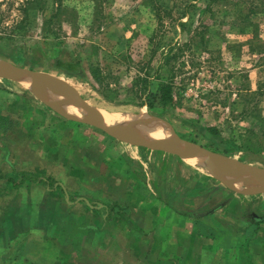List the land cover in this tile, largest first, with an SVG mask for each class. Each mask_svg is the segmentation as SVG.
<instances>
[{"label": "rangeland", "instance_id": "obj_1", "mask_svg": "<svg viewBox=\"0 0 264 264\" xmlns=\"http://www.w3.org/2000/svg\"><path fill=\"white\" fill-rule=\"evenodd\" d=\"M60 1L63 12L53 15ZM56 55L81 58V74L55 69ZM0 61L56 76L88 104L109 112H137L149 91L172 76L174 107L154 113L171 122L179 138L264 168V0H0ZM91 67L100 70L102 84L95 81ZM3 81L0 78V85ZM209 82L212 88L205 89ZM25 89L31 92L29 86ZM16 96L20 100L12 117L0 116V234L7 236L9 229L21 234L22 240L12 242L10 248L0 241V264H125L126 259L136 264L131 240H125L128 255H119V241H112L97 251L101 255L91 258L89 246L79 247L77 239L72 240L83 222L66 228L71 214L70 210L63 214L62 203L66 198L79 199L77 193L66 194V188L87 187L95 174L108 173L105 162L91 161L92 157L120 149L129 158L141 151L148 158L154 151L120 142L86 121L69 122L63 115L46 126L49 110L41 104L21 103L29 97L27 92ZM106 111L107 118L126 114ZM7 112L2 109L0 115ZM250 123L255 135L249 145L255 153L235 149L244 145ZM209 125L218 127L220 138L203 135ZM144 162L148 172L151 164L163 163L160 159ZM188 170L179 166L169 173L176 189L191 188L198 181H206L211 190L217 185L211 178L202 179L208 174L200 166ZM42 175L51 181L35 188ZM248 186L242 189L255 188ZM139 188L140 198L144 197L139 209L151 216L158 236L155 247L166 255L169 244L175 248L178 243L170 231L181 227L184 216L164 203L159 205L156 197L146 202L150 193L142 185ZM237 193L207 195L211 208L200 211L204 216L198 209L191 211L208 223L223 222L227 232L241 229L248 238L254 233L244 232L243 226L251 222L252 213L264 215V192ZM223 204L227 205L220 207ZM84 210L81 204L80 213ZM256 234L264 249V219ZM232 243L223 238L215 246L227 249ZM245 248L239 251L246 253ZM192 259L187 264H195ZM259 259L264 261L262 256ZM217 260L218 264H238L231 256Z\"/></svg>", "mask_w": 264, "mask_h": 264}, {"label": "crops", "instance_id": "obj_2", "mask_svg": "<svg viewBox=\"0 0 264 264\" xmlns=\"http://www.w3.org/2000/svg\"><path fill=\"white\" fill-rule=\"evenodd\" d=\"M123 39L126 40L124 37ZM1 79L5 81H3L2 85H0V113H2V109L10 110V112H7V114H3L0 116L10 119L12 117L11 113L14 114L16 111V101L20 100L19 97L16 96L17 92H27L29 97L26 98L27 100L21 99V103H23L24 105H28L27 107L31 106V104H41L40 106H44L45 108H47L49 112L47 113L46 117L48 121H45L46 126L51 120H57L60 118L63 119L61 115L66 117L67 121L69 122H85L66 116L65 114H63V112L60 111V109L56 107L55 104H53L52 102H48L44 99V97H41L38 94L37 88L48 90L63 99L61 95L53 92L52 90H49V88L44 87L45 85L27 77ZM27 86L30 87L31 92L25 89L27 88ZM65 104H67V102H65ZM137 108H139L138 111L134 113L132 112V114L137 115L136 113L143 109L142 112H148L149 115L154 119H159L168 127H170V131L171 129H173V125L170 124L171 122L166 120L163 116L151 112L147 108V106L142 105ZM97 109L104 117V111L106 110H102L99 108ZM106 112L131 113L116 111ZM49 113H51V115H49ZM22 121L23 120H20L19 122L21 123ZM107 123L110 125L108 121ZM11 124L15 125L16 121L11 122ZM86 124L91 125L88 122ZM148 124H150V122H148ZM137 135L145 136L141 133H138ZM171 136L172 132L170 137ZM87 138L88 137H84V139ZM119 141L123 142L121 140ZM123 143L135 147L147 148L144 146L133 145L127 142ZM147 149L154 151V153L149 155L148 158V153H145L144 151L136 152L134 158L127 157V155H124L120 149L119 151H114V149H112L111 152L105 151L101 154L98 153L99 155L92 157L91 161H95L96 159L101 158V160L105 162V165L109 171L108 173H106V175L103 176L99 175L98 173L95 174L93 176V182H91L87 187L85 185H82L79 188H66L67 191H65L61 183L56 184L60 185L66 194L67 192H73L74 194L77 193L79 196V199H77L76 201H68V199L66 198L65 201H63L64 203H62V206L65 207V211H63V214H66L69 210L71 214V218H66V228L69 225L71 228L75 226V224L83 222L82 225L78 228L79 232L77 233V235L72 237L73 241L77 239V244L79 247L83 248L85 244L89 246L92 252V255L89 254V256L94 259L97 255H101L97 253L100 248H102L103 250L104 248L109 247V243H111L112 241H119L120 250H118V252L119 255L122 256L128 255V245L125 240H131V243L129 245L131 247L130 251L133 252L136 264H187L192 262L193 257L195 259V264H218L217 262L219 261H216V259H218L219 257H223V255L224 257L231 256V259L235 260L236 256L234 252H236L237 254L235 261H238V264H264V261L262 262L261 259H259L261 256L264 258V249L260 244H258L259 239L257 237L259 234H256V228L258 227L259 222L264 219V215H258L254 212L249 218V220H251L249 224L246 225V222L241 223L246 225L243 226L242 229L244 230V232L247 231L248 233H250L251 230L254 233L253 236H249L247 238V233H242L241 229H236V232H227L226 229L223 228V222L220 223L213 220L211 221V223H208V220L204 221V219L202 218L204 216V213H200V211L203 209L207 210V206H209V209L211 208L210 204H206L208 203L207 199L210 196L213 197V195H219L220 193V196H225L227 195L225 194L226 190H230L235 193H237L236 191H238V193H241L244 196L248 195L246 193H253L250 192V190L247 191L235 187L237 183H245L248 186L250 184L248 180H252V177H241L233 173H224V170H218V167L214 166V164L216 163L214 160L200 162L197 161V159L180 156L172 152L151 148ZM192 153L194 154L195 152L192 150ZM170 154H175L178 157L174 159V157H172V155ZM168 155H170L171 157ZM27 158L28 156L26 155L23 160H26ZM9 159H11V157H9ZM158 159L162 160L163 162L161 163V166L156 165V167L158 168L154 167V165L151 164V167H148V172L146 168L144 169V167H142L145 164V160H152V162H155ZM188 162H191L189 166H187L189 164ZM193 163H195V165H192ZM96 164L99 165L98 162H96ZM179 166L188 167L189 173L192 169V166H196L197 168L198 166H200V168L205 169L208 174V176L205 178L203 175L202 179L206 180L208 178H211L212 180L217 181V185L212 186V191L210 187H206V181H198L195 183V185L191 186V188L188 187L185 190H179V188L176 189V185L170 182L171 178L169 179V173L172 172L171 170H175ZM207 166H210L211 169L214 170L217 169V171L211 172L207 169ZM160 169H162V171ZM41 177H43V175ZM161 177H164V179ZM172 178H175V176ZM161 180L163 182H161ZM255 182L261 185V183L257 181ZM34 184L31 185H34L35 188H39L40 185L45 186V184H43L42 182H36ZM141 185L145 188L146 192L150 193L146 202H153V197H156L157 201H159V205H162L164 203L167 206V209L170 208L177 214L184 216V219L180 225L181 227H173V230L170 231V234L174 235V237L171 239H174V241L177 240L178 243L175 244V248H173V244H169V249L166 251V255L163 252H159V249L155 247L154 240L158 238V236L157 231H155V228L152 226L153 220H151V216L147 212L139 209V203L143 202L144 200V197L140 198L139 187ZM197 186L199 188H197ZM261 188L256 190H259L258 192H264V188ZM117 194L118 197L116 196ZM230 196L232 195L229 194L228 197ZM181 198L183 199L182 203H180ZM202 200H204V202H202ZM197 203H199L200 205H198V207H195V204ZM81 204L83 206H86L87 211L85 212L84 210V213H80ZM226 205L227 204H223V206L220 205V207L223 208ZM181 208H187L188 212L182 211ZM191 209L195 211H197L198 209L199 214L203 216H200L201 218H196L194 216L196 213L194 211H191ZM236 221L240 224V220L236 219ZM8 224H10L9 221ZM16 233L18 232H10V230L8 229L7 236L4 235L2 237L0 234V241L2 240V242H6L8 246L11 245L12 242L18 243L20 240H22V238L20 237L21 234ZM223 238H228L233 241L230 248L224 249L222 247L215 246V242L218 239ZM209 245H211L212 248L206 250ZM242 247H246V253L243 251H239V249H241ZM149 256H151V258H149ZM240 257H242V259ZM122 261H124L123 258ZM127 262L128 261L126 259L125 264H128Z\"/></svg>", "mask_w": 264, "mask_h": 264}, {"label": "water", "instance_id": "obj_3", "mask_svg": "<svg viewBox=\"0 0 264 264\" xmlns=\"http://www.w3.org/2000/svg\"><path fill=\"white\" fill-rule=\"evenodd\" d=\"M27 77L33 79L49 88L53 92L61 95L67 104L73 105L78 109H83L88 119H77L80 121H86L91 125L96 126L102 131L106 132L111 137H114L123 142H127L133 145L144 146L151 149L163 150L172 152L180 156L194 158L200 162H206L208 160H214L218 170H224V173L235 174L239 176H249L252 180L261 183V189L264 188V168L254 166L249 163L241 162L238 159L216 153L208 150L196 143L183 140L179 138L176 132L171 129L172 136L165 139H151L145 136H138L127 132H121L109 125L100 111L89 105L86 101L81 99L77 93L69 89L58 77L48 74L46 72L32 70L28 68L17 67L12 64L4 63L0 61V78H20ZM52 105V104H51ZM69 117V116H68ZM73 118V117H72ZM192 150L195 152L192 153ZM209 171H217L208 168ZM258 188V189H259ZM259 190H253L250 192H258Z\"/></svg>", "mask_w": 264, "mask_h": 264}, {"label": "trees", "instance_id": "obj_4", "mask_svg": "<svg viewBox=\"0 0 264 264\" xmlns=\"http://www.w3.org/2000/svg\"><path fill=\"white\" fill-rule=\"evenodd\" d=\"M63 7L64 6L62 5L60 1V3L56 6V10L53 15L57 16L58 14L63 12ZM119 37L123 38V36L121 35H119ZM54 58H55V61H54L53 67L55 69H58L61 72H65L71 75L81 74L82 72L81 58L72 57V56H60V55H56ZM91 70H93L92 73L95 74V75L93 74L95 81H97L99 84H102L103 81L98 75L100 70H98V68H96L95 70L94 68H92ZM158 79H161V78L158 77ZM142 80L144 82L148 81L147 79H142ZM173 91H174V84H173L172 76H171L166 80H160L156 87V90L149 91L148 100L141 102L139 105H146L147 108L151 112H155V113H156L155 110H158V109H160L161 112L169 111L174 107ZM251 126H253V128ZM254 129H255V126L250 123L249 128L246 129L247 137H245L244 139V142H245L244 145L242 147L237 146L235 149L251 151L253 153L256 152V149H254V147L252 148L251 145H249L253 139V136L255 135ZM203 135L207 139H214L215 137L220 138L221 132L216 126L209 125L205 127ZM219 141H222V140H219ZM28 176H31V174H28ZM38 181L46 185L49 181H51V179L47 177H39Z\"/></svg>", "mask_w": 264, "mask_h": 264}, {"label": "bare ground", "instance_id": "obj_5", "mask_svg": "<svg viewBox=\"0 0 264 264\" xmlns=\"http://www.w3.org/2000/svg\"><path fill=\"white\" fill-rule=\"evenodd\" d=\"M37 91L41 97H44L46 101L55 104L56 107L60 109V111L63 112V114H65L66 116H70L77 119H85V120L88 119L83 109H78L73 105L65 104L64 99H62L60 96H57L48 90H43L42 88L41 89L37 88ZM142 110L143 109H141L138 113H136L137 115H134L132 113H126V114H122V116L119 117H110V118H107V116L104 117L110 123V125H113L118 131L121 132H127L136 135L138 133H141L151 139L169 138L171 135L170 127H168L159 119H154L152 116L149 115L148 112L147 113L142 112ZM148 122H150V124L152 125L148 124ZM139 125L142 127V129L139 128ZM208 168L211 167L207 166V169ZM248 182L251 185L255 186V188L248 189L247 191L249 190L253 191L259 188L260 184L256 183L254 180H248ZM235 187L242 189L244 187H247V185L245 183L244 184L237 183Z\"/></svg>", "mask_w": 264, "mask_h": 264}, {"label": "built area", "instance_id": "obj_6", "mask_svg": "<svg viewBox=\"0 0 264 264\" xmlns=\"http://www.w3.org/2000/svg\"><path fill=\"white\" fill-rule=\"evenodd\" d=\"M205 89H208V88H212V84L209 82V83H206L203 85Z\"/></svg>", "mask_w": 264, "mask_h": 264}]
</instances>
